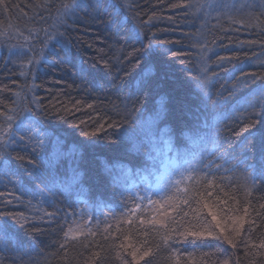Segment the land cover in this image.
<instances>
[{
    "label": "trees",
    "instance_id": "trees-1",
    "mask_svg": "<svg viewBox=\"0 0 264 264\" xmlns=\"http://www.w3.org/2000/svg\"><path fill=\"white\" fill-rule=\"evenodd\" d=\"M262 147L264 0H0V264H264Z\"/></svg>",
    "mask_w": 264,
    "mask_h": 264
},
{
    "label": "rangeland",
    "instance_id": "rangeland-1",
    "mask_svg": "<svg viewBox=\"0 0 264 264\" xmlns=\"http://www.w3.org/2000/svg\"><path fill=\"white\" fill-rule=\"evenodd\" d=\"M204 144V145H203ZM203 146H207L209 151L215 150L214 143L211 144L209 141L206 143H203ZM189 163H186L184 165L178 163L177 161L168 160L162 166L160 169L157 178V183L153 186L150 184L151 192H156V194L153 197V203L157 205L160 209H158L162 216H165L168 214L169 209H172L173 205V199H172V190H170L169 187V181L171 179V176L173 177L175 174L178 173V176L185 177L188 176L190 173V168H193V165H188ZM193 166V167H192ZM171 171L172 174H171ZM190 176V175H189ZM175 206V205H174ZM83 213V212H82ZM213 223L208 224L207 226H211ZM78 230V225L75 224L73 227H71V231L75 232Z\"/></svg>",
    "mask_w": 264,
    "mask_h": 264
},
{
    "label": "snow or ice",
    "instance_id": "snow-or-ice-1",
    "mask_svg": "<svg viewBox=\"0 0 264 264\" xmlns=\"http://www.w3.org/2000/svg\"><path fill=\"white\" fill-rule=\"evenodd\" d=\"M111 7L113 8V11L116 13L115 18L112 20V23L115 24L117 28H119L125 23V21L122 18H120V13L118 11H116L117 9H120L122 7V5L116 3V4H112ZM251 107L254 110L255 107H257V105H252ZM36 139H37V145L34 146V151H35L36 147H38L40 145L39 136H37ZM42 163H43V161H42ZM7 164H8V161L5 159L4 154L2 152H0V166H7ZM29 164H32V161H29ZM33 172L38 174L37 178H41L45 175L43 172L40 171V169L35 164H33ZM260 172L262 175H264V147L261 148ZM262 182H264V180H262ZM204 207H208V205L205 204ZM209 214L212 215L213 220H216L215 214H213L210 209H209ZM217 227H219V223H217ZM5 230H6V222L0 223V232H3ZM187 234L198 236V235H201L202 233L189 231ZM209 234H211V233L209 232Z\"/></svg>",
    "mask_w": 264,
    "mask_h": 264
}]
</instances>
